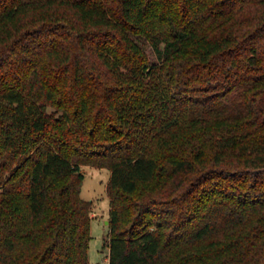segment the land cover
Here are the masks:
<instances>
[{
  "label": "trees",
  "instance_id": "1",
  "mask_svg": "<svg viewBox=\"0 0 264 264\" xmlns=\"http://www.w3.org/2000/svg\"><path fill=\"white\" fill-rule=\"evenodd\" d=\"M83 165L110 264H264V0H0V264H89Z\"/></svg>",
  "mask_w": 264,
  "mask_h": 264
},
{
  "label": "rangeland",
  "instance_id": "2",
  "mask_svg": "<svg viewBox=\"0 0 264 264\" xmlns=\"http://www.w3.org/2000/svg\"><path fill=\"white\" fill-rule=\"evenodd\" d=\"M146 52L152 62H157L156 54L149 42L143 41ZM85 174L81 196L92 202L91 239L89 242V264H110L108 246L110 198L107 193V185L110 181L111 171L108 168H97L91 165H83Z\"/></svg>",
  "mask_w": 264,
  "mask_h": 264
},
{
  "label": "water",
  "instance_id": "3",
  "mask_svg": "<svg viewBox=\"0 0 264 264\" xmlns=\"http://www.w3.org/2000/svg\"><path fill=\"white\" fill-rule=\"evenodd\" d=\"M109 223V222H108Z\"/></svg>",
  "mask_w": 264,
  "mask_h": 264
}]
</instances>
